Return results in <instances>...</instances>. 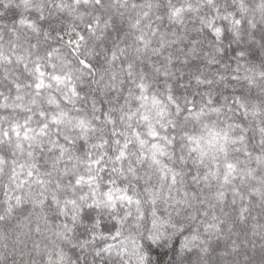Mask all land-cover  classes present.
Here are the masks:
<instances>
[{
    "label": "clouds",
    "instance_id": "obj_1",
    "mask_svg": "<svg viewBox=\"0 0 264 264\" xmlns=\"http://www.w3.org/2000/svg\"><path fill=\"white\" fill-rule=\"evenodd\" d=\"M53 18L61 20L65 31L56 34L63 36L58 46L63 51L53 52L57 63L51 74L71 75L72 80L60 85L50 81L51 87L37 90V65L46 71L49 63L38 46L45 38L55 44L56 36L45 26ZM97 20L103 21L99 28ZM89 21L93 31L73 55L68 41L84 33ZM262 36L264 0H0V264H264V167L252 165L251 175L237 174L207 187L189 177L172 189L171 198L162 196L153 205L148 189H159L158 177L153 174L149 185L145 169H139L138 180L113 170L112 163L119 138L113 132L131 137L132 127L140 129L144 123L137 120L129 127L127 119L121 121V106L133 113L155 115L157 109H166L174 115L175 103L184 107L191 101L203 116L190 128L208 125L230 136H251L255 139L249 148L259 150L264 138L259 131L264 128ZM241 47L247 49L243 56ZM80 59L90 66L79 65ZM177 80L191 96L187 91L172 94L168 85ZM105 110L108 115L101 118ZM25 121L31 129L27 135L34 137L28 141L23 140ZM13 125L21 129L20 139H3V131L11 133ZM18 143L25 147L21 150ZM53 144L64 147L68 164L59 176L53 172L49 177L45 164ZM237 147L243 150L241 145L228 149L234 161L244 159ZM89 152L98 167H87ZM220 163L222 169V155ZM205 164L214 168L211 159ZM29 168L36 175L20 184V173L27 180ZM81 176L94 178L76 184ZM41 177L45 185L37 183ZM65 189L73 193L76 205L46 223L45 213L49 218L59 215L58 202L73 198ZM184 191L188 202L177 203ZM47 200H53L52 206ZM33 201L42 209L34 210ZM242 206L247 209L243 214L238 211ZM86 212L91 221L84 219ZM104 225L112 230L105 232ZM216 240L225 250H214ZM97 250L99 257L94 255Z\"/></svg>",
    "mask_w": 264,
    "mask_h": 264
},
{
    "label": "snow or ice",
    "instance_id": "obj_2",
    "mask_svg": "<svg viewBox=\"0 0 264 264\" xmlns=\"http://www.w3.org/2000/svg\"><path fill=\"white\" fill-rule=\"evenodd\" d=\"M87 2V0H85ZM99 0H97V4ZM103 23L101 20H97V28L99 25ZM57 25H60L57 27ZM45 26L49 28L50 34L52 36H56L55 44L49 43L45 38L43 42L38 46V51L45 53L44 59L49 63L45 65L46 71L41 70L39 65H37V72L39 75V80L36 83L35 87L37 90L41 89L44 86L51 87L52 84L50 81H54L57 85H60L62 82L71 83L72 77L71 75L65 76L63 74H55L51 73L56 68V58L53 56V52H57V55L62 53V49L58 50V46L60 45L63 36H57V33H63L65 31V25L61 23L59 18H53L45 21ZM93 31L92 22L89 21L87 27L84 29V33H77L76 38L74 40H69L68 43L72 45L71 52L73 55L76 54V49L80 48V42L85 40V34ZM99 34V33H97ZM262 45H264V36L261 37ZM107 47V45H106ZM251 47V45L249 46ZM98 49V46H97ZM111 50V49H109ZM237 49H233L235 52ZM241 56L247 51V49L241 47L238 49ZM115 59V56L113 57ZM66 59V58H65ZM97 62L99 63V56H97ZM79 65L84 67H89L90 64L88 61L84 59H80L77 61ZM95 67V65H91ZM70 67V66H69ZM48 76L49 79L46 80L45 76ZM20 87L19 84L16 85L18 89ZM163 87V85H162ZM170 91L173 95H181L183 91H187V95L191 96L192 93L190 90L184 89V85L181 80H177L175 84L168 85ZM140 88H145L144 84L140 85ZM80 91H84V89H80ZM71 92L73 96L77 95V89L75 86L71 88ZM173 95H169V100L173 99ZM120 100L121 98H117ZM209 104H212V100L207 101ZM216 104L220 103V97L217 96L215 100ZM234 104H239V100L233 102ZM193 102L186 101V105L181 107L179 103H175V113L174 115L171 113L166 114V109H157L155 115L152 114H144V113H133L131 110L125 111V109L121 106L119 111L121 112V121L127 119L129 123V127H132V122L137 120H142L144 123L140 129L132 127V135L131 137L123 136L120 133L113 132V136H118L119 138L115 140V144L117 146L116 151H118V155H116L113 163V170H119L121 173L128 172L129 174L135 176L138 180L140 177L137 175L139 169H145V176L147 177L146 183L151 185L153 174H155L159 181L160 187L159 189L155 187H150L148 189L149 196L153 205H155L162 196L167 198H171L172 189L176 188L177 185H183L184 182L190 177L192 182L195 184L202 185V187L210 186L211 183L215 180H223L224 182H228L231 178L237 177V174L246 177L247 175L252 174V165L264 167V138L259 140L260 149L258 150L255 147L249 148V145L252 144V140L254 137L241 134L239 136H230L228 132L217 130L215 126L209 127L208 125H204L203 129L197 130L192 129L189 125L193 120L199 121L203 116V111L198 110L196 107L192 106ZM243 106V105H241ZM115 107V105L113 106ZM230 110V109H229ZM213 111L219 112L218 108H214ZM115 113H113L114 115ZM107 111L101 112V118L107 116ZM39 116L43 118L45 116L44 112H40ZM55 120V118H53ZM27 121H25V134L23 136L24 141H28L30 138L27 135L28 131L31 129L27 128ZM48 127L47 124L43 125V128L46 129ZM236 127L241 128V132H243V128L241 125H237ZM260 132L264 133V128L259 129ZM14 135L17 140L21 137V129L18 125H13L11 129V133L6 129L3 131L2 136L5 140H10L11 136ZM40 135H46V133L41 132ZM247 140V143L245 141ZM111 142V137L109 138ZM230 145H241L243 146V150L241 147L236 148V152L240 153L244 158L243 160L237 159L233 160L229 156V146ZM40 148L43 149L44 145L41 143ZM17 147L21 150L25 147L23 143H18ZM29 149L33 147L31 143L27 145ZM53 151L50 153V162L45 164L46 175L51 176L53 172H55L58 176L60 175L61 169H66V165L68 161L65 160V156L67 155L64 147H57L56 145H50ZM129 149H133L130 153ZM81 150H83V145H81ZM94 150V149H93ZM112 150L110 149V152ZM31 156L32 153L29 152ZM223 156V168L221 169L220 156ZM211 159L214 168L208 167L205 164V161ZM119 165V168H116V165ZM242 165H248V167H243ZM98 167L99 162H95L92 159L91 152L88 153V168ZM127 166V167H125ZM21 169L25 166L21 165ZM36 167V165H33ZM205 168L204 172H201V168ZM21 180L20 184H27L33 176L36 175L31 168H29L27 172V180L24 179L23 171L20 173ZM94 177L81 176L79 179L75 181L76 184H80L81 181L87 180L89 183ZM107 178V177H105ZM51 181H47L50 183ZM37 183L40 185H45L46 180L41 177L37 180ZM59 184L60 181L58 180ZM190 187V186H189ZM167 188V191H165ZM182 190V189H179ZM65 193L73 197L71 199H64L62 202H58V213L59 215L53 216L49 218L45 213L43 219L46 223H51L60 218V215H64L69 213L71 209L76 205V200L71 191L65 189ZM184 199L176 201L177 203H187L188 192L184 191L183 193ZM194 195V193H193ZM218 199H223V194H217ZM12 198L10 197L9 200ZM109 200H112V196H108ZM129 202H131L130 198ZM46 203L49 206H52L53 200H47ZM139 200H137V204H139ZM15 204L17 207L21 206V197L17 196L15 199ZM33 209H42L43 205L39 201L32 202ZM12 209L9 208V211ZM238 211L243 214L247 211L245 207H240ZM71 219H75L74 215L70 217ZM84 219L91 221L92 216L90 213L84 214ZM67 223L64 224V227L67 228ZM155 226V222H154ZM115 228V225L112 226ZM110 229L107 225H104V231L109 232ZM84 233H81V237H83ZM119 237V233H117V238ZM93 239H96L95 234H93ZM153 240L156 237H152ZM193 240L196 237L192 238ZM103 243L97 244V249L103 246ZM188 243L187 240L184 242ZM86 246V245H85ZM111 246L104 248V251H108ZM214 250L219 252L225 250V246L222 244L220 240H216L214 243ZM173 252H175V245H173ZM96 257L101 255L100 251H96L94 253ZM167 255V253H164ZM146 257H141L143 261ZM175 264V262H174Z\"/></svg>",
    "mask_w": 264,
    "mask_h": 264
}]
</instances>
